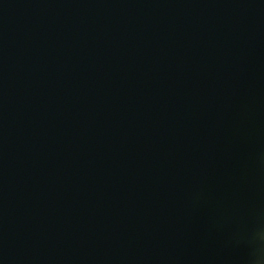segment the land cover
I'll use <instances>...</instances> for the list:
<instances>
[{
  "label": "water",
  "instance_id": "95a60500",
  "mask_svg": "<svg viewBox=\"0 0 264 264\" xmlns=\"http://www.w3.org/2000/svg\"><path fill=\"white\" fill-rule=\"evenodd\" d=\"M0 264H264V0H0Z\"/></svg>",
  "mask_w": 264,
  "mask_h": 264
}]
</instances>
